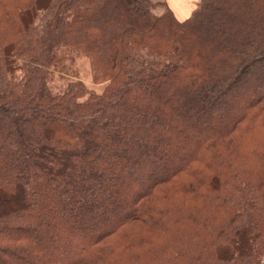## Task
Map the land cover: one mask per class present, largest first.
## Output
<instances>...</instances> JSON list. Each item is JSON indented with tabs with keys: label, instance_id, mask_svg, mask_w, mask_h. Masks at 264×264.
Returning a JSON list of instances; mask_svg holds the SVG:
<instances>
[{
	"label": "trees",
	"instance_id": "obj_1",
	"mask_svg": "<svg viewBox=\"0 0 264 264\" xmlns=\"http://www.w3.org/2000/svg\"><path fill=\"white\" fill-rule=\"evenodd\" d=\"M152 7L0 0V264H264V0Z\"/></svg>",
	"mask_w": 264,
	"mask_h": 264
},
{
	"label": "rangeland",
	"instance_id": "obj_2",
	"mask_svg": "<svg viewBox=\"0 0 264 264\" xmlns=\"http://www.w3.org/2000/svg\"><path fill=\"white\" fill-rule=\"evenodd\" d=\"M48 2L49 0H39V6H45ZM160 9H163V7H160L159 5H156L154 9L152 7V10L155 14H157L156 11L159 12ZM74 67L76 68L78 78L81 79L90 90H93L95 92H101L103 90L106 82L96 81L94 79L93 69L88 57L80 56L79 58H77ZM65 78L66 75L55 76V79H53V81L51 82V86L53 87L54 91H61L66 86ZM247 237L246 234L241 235L237 242L235 244H232V247L237 248V246H239L240 244L247 243Z\"/></svg>",
	"mask_w": 264,
	"mask_h": 264
},
{
	"label": "crops",
	"instance_id": "obj_3",
	"mask_svg": "<svg viewBox=\"0 0 264 264\" xmlns=\"http://www.w3.org/2000/svg\"><path fill=\"white\" fill-rule=\"evenodd\" d=\"M151 2L153 9L156 5L163 7L159 12L155 10L158 15L163 14L167 9H172L178 19L186 20L196 7L198 0H151Z\"/></svg>",
	"mask_w": 264,
	"mask_h": 264
}]
</instances>
